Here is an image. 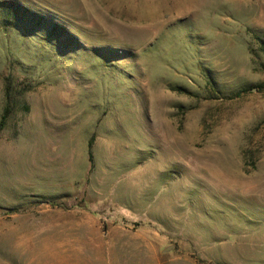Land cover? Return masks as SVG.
<instances>
[{
	"label": "rangeland",
	"instance_id": "374dc122",
	"mask_svg": "<svg viewBox=\"0 0 264 264\" xmlns=\"http://www.w3.org/2000/svg\"><path fill=\"white\" fill-rule=\"evenodd\" d=\"M263 46L264 0H0V264H264Z\"/></svg>",
	"mask_w": 264,
	"mask_h": 264
},
{
	"label": "trees",
	"instance_id": "16d2710c",
	"mask_svg": "<svg viewBox=\"0 0 264 264\" xmlns=\"http://www.w3.org/2000/svg\"><path fill=\"white\" fill-rule=\"evenodd\" d=\"M8 8H9V10H12V8H11L10 6H9ZM263 50H264V46H263ZM6 111H7V110H6Z\"/></svg>",
	"mask_w": 264,
	"mask_h": 264
}]
</instances>
